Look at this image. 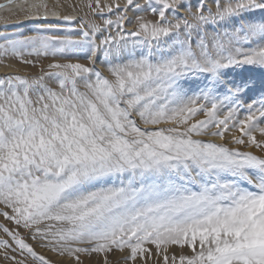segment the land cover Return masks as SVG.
Listing matches in <instances>:
<instances>
[{
    "label": "snow or ice",
    "instance_id": "obj_1",
    "mask_svg": "<svg viewBox=\"0 0 264 264\" xmlns=\"http://www.w3.org/2000/svg\"><path fill=\"white\" fill-rule=\"evenodd\" d=\"M7 4L29 19L56 15L46 0ZM133 6L89 0L99 22L82 20L61 35L48 34L61 31L52 25L0 35V55L33 66L26 56L54 58L38 75H0V204L11 210L0 215L77 264L78 253L125 248V259H144L147 243L158 254L186 245L193 254L180 264H264V139L253 135L264 120V0H198L195 11L185 0H149L144 7L156 19L136 16L126 30L128 11L144 10ZM236 69L261 73L247 104L257 81L225 79ZM189 80L198 81L194 90ZM233 127L240 135L232 142L259 154L194 138L223 139Z\"/></svg>",
    "mask_w": 264,
    "mask_h": 264
},
{
    "label": "bare ground",
    "instance_id": "obj_2",
    "mask_svg": "<svg viewBox=\"0 0 264 264\" xmlns=\"http://www.w3.org/2000/svg\"><path fill=\"white\" fill-rule=\"evenodd\" d=\"M19 2H20V0H16V3H19ZM29 2H32V0H29ZM101 2H102V4L106 3V2H117V3H120L121 5H123L125 0H101ZM148 2H149V0H134V6L137 4L141 5L144 10L140 11V12H134L130 9L128 11V16L130 17V21L125 24L126 30H133L134 29L135 22H136V20H135L136 16L142 15V16H145L147 19H151V20L156 19V16L154 14H152L148 10L147 7H144ZM205 2L208 5H211V0H205ZM46 3L49 6V10L51 12H55L56 15L55 16L49 15L47 19L36 20V19L27 18L26 12L16 10V4L8 5L7 0H0V4L5 5L4 8H0V35L12 34V33H22L23 35H30V34H32L33 29H35L37 27H45L48 25L55 26L56 28L61 30L59 32H56V31L50 32V33H48L49 35H61V34H64V32H66V31L78 30L82 20L95 19L97 22H99L102 19L99 16H97V17L91 16L90 10L86 7V5L89 3V0H46ZM153 3H154V0H153ZM197 4H198V0H185V8L188 7L189 5H191V7L195 9ZM9 8H11L13 10L9 11ZM179 11H180V13L184 14L185 9L181 8ZM116 15H117V13L113 12L111 15H107L104 18L114 19ZM65 16L72 17V19L71 20H64L63 17H65ZM169 16H171V13H169ZM112 31L114 33L115 28H113ZM2 43H3V39H0V44H2ZM25 59L33 60L35 66L25 65V64L21 63L18 59H16L15 57H12V56L0 55V75H3L5 73H19L21 75H28V76L38 75L40 73L41 68H44V70H47V64L50 63L54 58L53 57H39L38 58L35 56H32V57L26 56ZM72 59L75 62V60L77 58L74 57ZM79 62L86 63V64L88 63V61L84 57H80ZM96 65H97V67H96L97 70H99L102 73H104L105 75H107L106 66L103 65L99 59L96 61ZM49 85L52 87L56 86L54 82H49ZM80 87H81V91H83L82 85ZM137 122L140 125H143L139 121H137ZM0 207L1 208L3 207V211H8L9 213L11 211L10 209L5 208L4 205H2V204H0ZM5 222H6L5 223L6 227L8 229H10L11 231H13L15 233H18L19 237L21 239L23 238L24 232L27 231L26 228H24L22 226H17L13 221L8 220V219H6ZM1 236H5L7 239H9L8 237H10L3 231V229L0 230V237ZM5 237H3V238H5ZM31 237H33V236L31 235ZM36 237H38V236H36ZM174 246L175 245H173V247ZM145 247L150 250L151 256H149L147 253H145V257H147V258H144L142 264H164V253H163L164 249L162 250V247H161L159 254L157 253V249H156L155 245L149 243L147 245L145 244ZM174 250L176 252H179L180 249L177 246ZM56 254H59V253L57 252ZM84 254L85 253H83V255ZM99 254L95 253V252H91V253H88L87 258L88 259L89 258H99L100 257V256L98 257ZM65 255H67V254H65ZM14 256H15V258H20L19 254L14 255ZM83 257H85V256H83ZM126 261H129V260L126 259ZM72 262L73 261H71V263ZM96 262H97V260H96ZM99 262H100V260H99ZM123 263L126 264V262H124V261H123ZM168 264H180L179 258H176L175 261H173V258H168Z\"/></svg>",
    "mask_w": 264,
    "mask_h": 264
},
{
    "label": "rangeland",
    "instance_id": "obj_3",
    "mask_svg": "<svg viewBox=\"0 0 264 264\" xmlns=\"http://www.w3.org/2000/svg\"><path fill=\"white\" fill-rule=\"evenodd\" d=\"M209 6H211V5H209ZM192 10L195 11L194 8H192ZM181 15H183V14L181 13ZM96 67H97V65H96ZM250 75L255 77L257 83H256L255 89H250L248 92H246L245 96L243 97L245 104L250 102L251 99L256 98L259 94V91H260L259 79L261 76L260 71L259 70L249 71L247 69H245L243 71H241L240 69L227 70L226 77H225V79H228V80L235 79V80L239 81L240 79L247 78ZM197 84H198V81L189 80L188 82H186L185 86L187 88L194 90L196 88ZM189 94H191V92H189ZM245 114L246 113L244 111H241L239 113V118L243 119ZM220 115L222 116L223 113H220ZM202 118H203V113H200L196 117H194L193 119H202ZM140 126L142 128L147 127L145 125H140ZM171 126H173V125L170 123L169 124H163L162 123L159 126H148V127H171ZM259 128H264V120L258 121L257 127L255 129H253V135H255L258 140L264 139V136H262L258 130ZM209 131H212V129H210ZM239 135H240L239 130L237 128L233 127V128H230L228 131L225 132L223 139H221V137H219V136H215V137H213V136H202V137H194V138H200V139H203L205 141H213L216 143H223L227 147H230V148H238L242 151H253V152L259 154V151L255 148L251 147V146H248L246 144L245 145H237V144L233 143L232 137L233 136H239ZM244 139L247 140V137H244ZM0 210L3 211V207L2 208L0 207ZM5 221H6V218L4 216L0 215V226H2V227H0V230H2L3 227H6ZM23 235H24L23 236L24 239L22 238V240H24V242L27 243L33 249V251L37 254V256L44 257L47 261L50 262V264H77L75 259L71 258L70 256H67V255L62 256L60 254H56L58 251H53L51 249L52 244H54V242H50L49 240L43 239L40 236L36 237L35 239L33 237H31V235L33 236L32 230L27 229V231L24 232ZM3 237H5V236H1L0 240L8 241L9 247L6 249L0 247V254H1L0 255L1 256L0 257V264H18L19 261H23V264H40V261L38 259H36L35 257H33L30 253H28L27 251L23 252L12 241V239L10 237H8L9 239H7L6 237L5 238H3ZM147 244H149V243H147ZM80 246H84V245H80ZM177 246L180 249L179 252H176L174 250ZM162 250H163L164 255L166 254L168 256V258H173V256H175L176 258H179L181 255L191 256L193 254L192 250L190 248H188L186 245L185 246L175 245L173 247L172 244H169L166 247L162 246ZM197 250H199L198 246H197ZM5 252L7 253V258L5 257ZM18 254H19L20 258H15L14 260L11 259V257H15L14 255H18ZM77 255H79V257H80V264H97V263L98 264L99 263L104 264L105 256H107L108 264H125V263H123V261L126 262V264H142L143 260H144V259L137 257V259L135 261L129 260V259H128L129 261H126L125 257H127L129 255V250H127V248H125L122 251L117 250V249H113L110 253H100L98 255V257L100 256L101 258L100 257L99 258H89L90 260L87 258L88 253L87 254L85 253L84 255H83V253H78ZM82 255L85 257H83ZM145 258H147V257H145ZM96 260H97V262H96ZM99 260H100V262H99ZM71 261H73V262L71 263Z\"/></svg>",
    "mask_w": 264,
    "mask_h": 264
}]
</instances>
